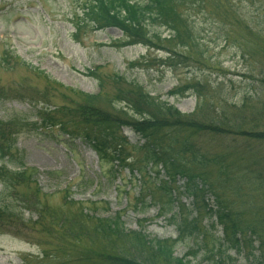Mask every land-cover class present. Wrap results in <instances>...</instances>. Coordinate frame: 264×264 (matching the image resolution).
Masks as SVG:
<instances>
[{
  "label": "rangeland",
  "instance_id": "1",
  "mask_svg": "<svg viewBox=\"0 0 264 264\" xmlns=\"http://www.w3.org/2000/svg\"><path fill=\"white\" fill-rule=\"evenodd\" d=\"M91 1L0 0V57L5 51H12L24 65L11 66L9 70L0 68V89L7 92V98L0 100V122L34 115L31 107L34 104L50 107L52 111L70 109L71 100L82 102L81 94L100 98L97 106L110 110L113 107L109 101L115 99L118 88L133 84L184 115L200 113L204 121L217 111V115L222 113L221 117L230 122L235 116H243L249 130L264 131V0H202L201 4L182 8L197 42L193 58L187 55L188 50L176 49V53L188 59L170 63L166 59L168 50L174 51L171 46L164 44L161 51L143 45L126 47L120 30H97L87 14ZM149 32L160 33L163 39L175 36L161 25L151 26ZM116 76L123 79L120 85L114 82ZM187 87L191 89L186 90ZM179 89L181 92L174 96ZM199 96L204 103H210L211 111L199 112ZM246 97L251 99L248 109L239 114L235 106L241 107ZM114 107L120 110L126 105ZM214 108L217 110L213 111ZM17 133L16 148L23 163L27 169L37 171L38 177L34 183L17 184L9 193H4L0 184V202L17 208L18 218L23 220L0 219V264H24L27 257L30 264L73 262L82 253L81 248L69 250L67 245L63 246L64 252L53 249L58 241L45 233L42 224L46 220H41L35 209L22 211L24 206L13 201V196L34 199L36 190L40 191L39 200L56 210L69 207L65 205L66 192L84 208L90 209L91 203H96L99 214L110 218L121 216L128 231L137 232L145 226V233L152 239L177 240L179 231L171 219L179 215L184 218L193 212L189 220L198 217L200 230L208 231L204 245L211 241L208 239L211 236L215 241L223 240L222 228L211 230L215 220L209 219L205 206H195L187 196L186 179L178 178L173 186L177 203L167 213L164 207L167 194L158 187L171 178L161 168L151 170L155 180L147 176L141 181V176L128 170L120 172L115 180L112 167L102 164L83 141L68 142L57 129L42 133L17 130ZM123 134L134 147L144 144L130 129H124ZM194 142L203 154L232 153V161L239 162L243 149L254 150L258 157H264V144L234 137L202 136ZM131 156L135 158L132 152ZM182 157L181 162L191 168V159ZM206 171L218 194L229 203L234 201L229 185L219 181L217 168ZM206 204L214 206L215 198L208 196ZM255 204L264 206V199H256ZM67 210L76 212L75 208ZM237 210L240 211L238 207ZM201 240V237L185 238L177 246L176 257L183 258L197 250ZM257 251V257L263 253ZM44 253L49 256L47 261L40 257ZM230 256L237 264H255L248 259L247 252L239 255L231 251ZM192 264L207 263L199 254Z\"/></svg>",
  "mask_w": 264,
  "mask_h": 264
},
{
  "label": "trees",
  "instance_id": "2",
  "mask_svg": "<svg viewBox=\"0 0 264 264\" xmlns=\"http://www.w3.org/2000/svg\"><path fill=\"white\" fill-rule=\"evenodd\" d=\"M198 2L203 3L202 0H92L87 14L97 30H120L125 37L126 47L143 45L158 51L162 50L160 47L164 44L173 47L174 51L168 50L167 53L166 60L170 63L181 58L188 59L176 53V49L188 50L187 55L190 59L193 58L192 51L197 40L181 9ZM155 25L170 29L175 36L163 39L160 33L151 35L149 28ZM11 66L24 65L12 51L7 50L0 57V68L9 70ZM122 81L119 76L115 77L116 85H120ZM132 85L129 84L125 89L118 88L115 99L109 101L110 107H113L110 110L97 106L100 99L98 97L80 95L66 89L73 95H80L82 102L73 103L71 100L70 109L57 108L54 111L50 107L40 108V104H34L31 106L34 115L23 118L15 116L1 121L0 184L3 192L9 193L17 184L34 183V179L38 177L37 171L26 168L23 157L16 148L17 130L42 133L57 129L68 142L80 140L89 146L102 164L112 167L115 180L123 170L141 176V181L147 176L154 179L151 174L153 168L164 170L171 179L159 183L158 188L167 194H164L168 198L167 205L164 206L167 213H171L177 203L173 186H176L178 178L186 179L187 196L193 199L195 206H205L209 219L215 220L211 230L215 232V228H222L223 240L215 241L211 236L208 238L211 241L204 245L208 231L200 230L198 217L189 220L193 212L184 218L179 215L171 219L179 231L177 240H160L150 238L145 233V226L137 232L128 231L121 216L104 217L97 211L96 203H91L90 209L84 208L82 203L73 201L69 192H66L65 197V205L69 207L64 206L59 210L42 203L38 190L34 199L13 196L15 203L24 206L22 211L35 209L39 218L41 216V220H46L47 223L42 224L45 233L58 241V246L52 247L53 249L64 252L65 245L69 250L82 249L81 255L72 259L73 262L58 261L50 264H192L193 258L199 254H202V260L207 264H237L236 259L230 256L231 251L239 255L247 252L249 260H253L255 264H264V206L255 204L256 199H264V157H258L254 150L243 149L239 162L232 161V153L203 154L194 142L198 137L210 136L217 139L234 137L264 144V131L249 130L246 121L243 122V116H235L232 122L225 121L221 117L222 113L217 115L216 108L213 109L216 111L214 117L201 121L199 112H209L212 109L210 103H204L201 96L198 97L199 114L184 115L174 106L159 101L139 86ZM189 89L191 88L187 87L186 90ZM180 92L179 89L173 95ZM34 93L38 96L37 92ZM5 94L7 92L0 89V100L7 98ZM250 101L246 97L241 107L234 105L235 110L242 114V111L248 109ZM115 104H125L126 107L117 110ZM124 129L137 134L144 144L132 146L123 134ZM131 152L135 154V158L131 156ZM182 156L191 159V168L181 162ZM209 168H217L219 181L223 185H229L234 201L229 203L218 194L207 174L206 170ZM194 169L199 170L200 174ZM234 171L236 175H232ZM208 196L215 198L214 206L206 204ZM33 200L36 201L35 204ZM69 208H75L76 212H70L67 210ZM18 217L20 213L17 208L0 202V219L23 221ZM188 237H201V246L198 245L197 250L183 258L176 257L178 244ZM258 249L263 250V253L257 257L255 253ZM40 257L45 261L49 259L46 253ZM23 263L30 264L28 257Z\"/></svg>",
  "mask_w": 264,
  "mask_h": 264
}]
</instances>
